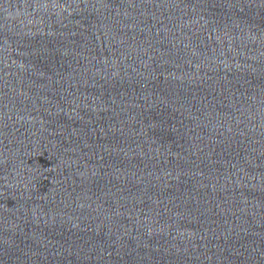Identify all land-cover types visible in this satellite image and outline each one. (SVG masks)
Listing matches in <instances>:
<instances>
[{
    "label": "water",
    "instance_id": "water-1",
    "mask_svg": "<svg viewBox=\"0 0 264 264\" xmlns=\"http://www.w3.org/2000/svg\"><path fill=\"white\" fill-rule=\"evenodd\" d=\"M0 264H264V0H0Z\"/></svg>",
    "mask_w": 264,
    "mask_h": 264
}]
</instances>
